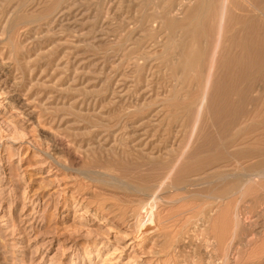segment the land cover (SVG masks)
Segmentation results:
<instances>
[{"label":"rangeland","instance_id":"rangeland-1","mask_svg":"<svg viewBox=\"0 0 264 264\" xmlns=\"http://www.w3.org/2000/svg\"><path fill=\"white\" fill-rule=\"evenodd\" d=\"M263 17L0 0V264H264Z\"/></svg>","mask_w":264,"mask_h":264},{"label":"bare ground","instance_id":"bare-ground-1","mask_svg":"<svg viewBox=\"0 0 264 264\" xmlns=\"http://www.w3.org/2000/svg\"><path fill=\"white\" fill-rule=\"evenodd\" d=\"M227 1H228V0H227ZM36 2H37V1H36ZM42 3H43V2H42ZM247 3H248V2H247ZM247 3H246V4H247ZM24 4H25V3H24ZM24 4H23V5H24ZM208 6H209V5H208ZM212 6H213V5H212ZM222 6H223V5H222ZM224 7H225V5H224ZM224 7H223V8H224ZM43 8H44V7H43ZM203 8H204V7H203ZM212 8H213V7H212ZM217 8H219V7H217ZM190 10H191V9H190ZM220 10H221V9H220ZM205 11H206V10H205ZM219 12H220V11H219ZM242 12H243V11H242ZM221 13H222V11H221ZM230 13H231V12H230ZM257 13H258V12H257ZM202 14H203V13H202ZM225 14H226V13H225ZM255 14H256V13H255ZM260 14H261V13H260ZM220 16H221V15H220ZM230 16H231V15H230ZM221 17H222V16H221ZM236 17H237V16H236ZM259 17H260V16H259ZM222 18H223V17H222ZM224 18H225V17H224ZM237 18H239V17H237ZM263 18H264V17H263ZM212 20H213V19H212ZM238 20H239V19H238ZM221 21H222V20H221ZM225 21H226V20H225ZM229 21H230V19H229ZM226 22H227V21H226ZM234 22H235V21H234ZM231 23H232V22H231ZM221 24H222V23H221ZM15 25H16V24H15ZM180 25H181V24H180ZM203 25H204V24H203ZM209 25H210V24H209ZM175 26H176V25H175ZM248 26H249V25H248ZM248 26H246V27H248ZM244 27H245V26H244ZM246 27H245V28H246ZM251 27L254 28V25H253V26L250 25V28H251ZM245 28H243V29H245ZM248 28H249V27H248ZM200 29H201V28H200ZM246 29H247V28H246ZM260 29H261V28H260ZM223 30H224V29H223ZM250 30H251V29H250ZM219 31H220V30H219ZM241 31H243V30H241ZM258 31H259V30H258ZM258 31H257V32H258ZM243 32H244V35L247 34V33H245V31H243ZM241 33H242V32H241ZM249 33H250V31H249ZM219 34H220V33H219ZM235 35H236V34H235ZM248 35H249V34H248ZM248 35H247V36H248ZM250 35H251V34H250ZM191 36H192V35H191ZM216 36H217V35H216ZM172 37H173V36H172ZM220 37H221V36H220ZM248 37H249V36H248ZM248 37H245V39H246L245 41H247L248 43H250V42H249V39H247ZM211 38H212V37H211ZM170 40H171V39H170ZM251 40H252V38L250 39V41H251ZM261 40H262V38H261ZM216 41H217V40H216ZM258 41H259V40H258ZM263 41H264V40H262V42H263ZM201 42H202V41H201ZM247 42H246V43H247ZM252 42H253V41H251V44H252ZM211 43H212V42H211ZM225 43H226V42H225ZM243 43L246 44L245 42H243ZM243 43H242V44H243ZM248 43H247V44H248ZM206 44H207V43H206ZM215 44H216V43H215ZM217 44H218V43H217ZM251 44H248V45L251 46ZM262 44H263V43H262ZM218 45H219V44H218ZM244 46H245V45H244ZM253 46H255V45H253ZM253 46H252V47H253ZM258 46H259V44H258ZM171 47H172V46H171ZM203 47H204V45H203ZM247 47H249V46H247ZM247 47H246V49L248 50L249 48H247ZM212 48H214V47H212ZM215 48H216V47H215ZM243 48H244V47H243ZM254 48L256 49V47H254ZM244 49H245V48H244ZM250 49H251V48H250ZM255 49H251V50H255ZM262 49H263V48H262ZM215 50H216V49H215ZM247 50H246V52L249 53L250 56H251V53L248 52V51H250V50H248V51H247ZM258 50H259V51H258ZM258 50H257L258 52L262 51V50H260V49H258ZM257 51H256V52H257ZM223 52H224V51H223ZM247 53H245V54H247ZM252 53H253V52H252ZM205 54H206V53H205ZM245 54H244V55H245ZM255 54H257V53H255ZM203 55H204V54H203ZM210 55H211V53L209 54V56H210ZM253 55H254V54H253ZM258 55H259V53H258ZM207 56H208V55H207ZM209 56H208V57H209ZM214 56H215V55H214ZM236 56H237V55H236ZM208 57H206V58H208ZM248 57H249V56H248ZM252 57H253V56H252ZM252 57H251V58H252ZM254 57H255V56H254ZM262 58H263V57H262ZM202 59H203V58H202ZM237 59H238V58H237ZM241 59H242V58H241ZM236 61H237V60H236ZM248 61H249V60H247V62H248ZM244 62L246 63V61H244ZM229 63H230V62H229ZM245 65H248V63L245 64ZM249 65H250V64H249ZM249 65H248V66H249ZM228 67H229V66H228ZM249 67H250V66H249ZM246 68H247V66H246V67L244 66V68H241V70H244V69L246 70ZM251 68H252V67H251ZM249 69H250V68H249ZM246 71H247V70H246ZM246 71H244V73H245ZM242 72H243V71H242ZM247 73H248V72H247ZM231 84H232V83H231ZM205 87H206V86H205ZM235 88H236V87H235ZM199 96H200V95H199ZM208 101H209V100H208ZM203 104H204V103H203ZM202 107H203V106H202ZM198 108H200V107L198 106ZM242 113H243V112H242ZM237 117H238V116H237ZM231 119H232V118H231ZM235 119H236V118H235ZM219 120H220V119H219ZM234 121H235V120H234ZM217 123H218V122H217ZM217 123H216V124H217ZM219 123H220V122H219ZM227 123H228V122H227ZM232 125H233V124H232ZM234 125H235V124H234ZM236 127H237V126H236ZM246 127H247V126H246ZM228 128H229V126H228ZM228 128H227V131L231 128V126H230L229 129H228ZM242 129H243V127H242ZM245 129H246V128H245ZM243 130H244V129H243ZM247 130H248V129H247ZM225 132H226V131H225ZM228 132H230V130H229ZM241 132H242V131H241ZM240 139H241V138H240ZM229 140H230V139H229ZM220 141H221V140H220ZM230 142H231V141H230ZM228 143H229V142H228ZM228 143L225 142L226 145H227ZM263 143H264V142H263ZM225 144H224V145H225ZM240 144H241V143H240ZM253 144H255V143H253ZM253 144H252V145H253ZM259 144H260V143L258 142V145H259ZM217 145H218V144H217ZM226 145H225V146H226ZM228 145H229V144H228ZM255 145H257V144H255ZM258 145H257V146H258ZM225 146H224V148H225ZM226 147H227V146H226ZM230 147H231V146H230ZM225 149H226V148H225ZM225 149H224V150H225ZM254 149L257 150L258 148H257V149L254 148ZM218 150H219V149H218ZM250 150H252V149H249V151H250ZM255 150H254V151H255ZM261 150H262V149H261ZM241 151H242V150H241ZM241 151H240V152H241ZM262 151H264V150H262ZM252 152H253V151H252ZM236 153L239 155L238 152H230V153H229V156L233 158L234 156L237 155ZM246 153H247V152H246ZM255 153H256V152H255ZM255 153H254V154H255ZM258 153H260V151H259ZM258 153H257V154H258ZM262 153H263V152H262ZM183 154H184V153H183ZM185 154H186V153H185ZM235 154H236V155H235ZM254 154H253V156H254ZM260 154H261V153H260ZM238 155H237V156H238ZM244 155H246V154H244ZM249 155L251 156V154H249ZM249 155H248V153H247V156L250 158ZM183 156H184V155H183ZM241 156H243V154H242ZM259 156H260V155H259ZM262 156H263V155H262ZM185 157H187V156H185ZM230 157H229V158H230ZM244 157H246V156H244ZM251 157H252V156H251ZM254 157H255V156H254ZM220 158H221V157H220ZM232 158H230V159H232ZM236 158H237V157H236ZM236 158L234 157L232 160H230L231 162H229V163H227L228 161L220 162L218 166H219V167H223V166H229V165H231V166H234L236 169L239 168L238 170H242V171H243V170H249V171L252 172V173H250L251 176H250L249 178L254 177L255 175H259V176L262 175V176H264V167H262L261 165H260L261 167H257L256 164H257L258 162H255V161H254V163H252V164H250V165H248V166H245L244 164H242L241 162L238 161V160H240V159H236ZM249 158H248V159H249ZM256 158H257V157H256ZM221 159H222V158H221ZM221 159H220V160H221ZM242 159H243V158H242ZM244 159H245V158H244ZM252 159H254V158H252ZM260 159H261V158H260ZM249 160H250V159H249ZM249 160H248V161H249ZM263 160H264V159H263ZM240 161H241V160H240ZM246 161H247V160H246ZM248 161H247V162H248ZM263 162H264V161H263ZM263 162H262V163H263ZM258 164H259V163H258ZM218 166H217V167H218ZM172 168H173V167H172ZM172 168H171V170H172ZM213 168H214V167H213ZM238 170H237V171H238ZM172 171H173V170H172ZM169 172H170V171H169ZM222 172H223V171H222ZM232 172H233V171H232ZM218 173H219V174H218ZM218 173H217V174L214 173V176H212V177H217L216 180H215V182L219 180V181H220V182L218 181L219 185H220V186H221V185L223 186V184H225V179H226V178H225L224 176L226 175V173H224V174H220V172H218ZM239 173H240V171H239ZM243 173L245 174V175L241 174V175L243 176V178H244V176L247 177L248 174H246L245 172H243ZM229 174H230V173H229ZM232 174H233V173H232ZM234 174H235V173H234ZM237 174H238V173H237ZM239 175H240V174H239ZM161 177H162V176H161ZM212 177H210V176L207 175V176H204V179L206 180V182L208 181L209 184H210V183H212L213 180L215 179V178H214V179L212 180V179H211ZM236 177H238V175H237ZM255 177H256V176H255ZM261 178H262V177H261ZM251 179H252V178H251ZM195 180H196V179H195ZM201 180H203V179H202V178H199V179L196 180L195 182H193V181H194V180H193L192 182L187 183V185H188V184H192V183H193V184H194V183H200ZM199 181H200V182H199ZM243 182H244V181H243ZM201 183H202V182H201ZM203 183H205V182H203ZM203 183H202V184H203ZM218 183H217V184H218ZM205 184H207V183H205ZM214 184H215V183H214ZM243 184H244V183H243ZM211 185H212V184H211ZM215 185H216V184H215ZM215 185H214V186H215ZM219 185H218V186L216 185L217 188L220 187ZM130 187H131V186H130ZM173 187H174V186H173ZM138 188H139V187H138ZM155 194H156V193H155ZM224 194H225V193H224ZM224 194H222V195H224ZM152 195H153V194H152ZM153 196H154V195H153ZM153 196H152V197H153ZM155 199H156V198H155Z\"/></svg>","mask_w":264,"mask_h":264}]
</instances>
